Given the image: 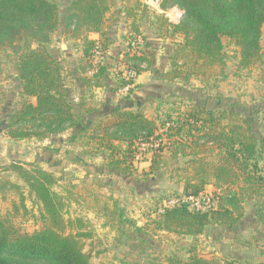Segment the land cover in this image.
<instances>
[{"label": "trees", "instance_id": "1", "mask_svg": "<svg viewBox=\"0 0 264 264\" xmlns=\"http://www.w3.org/2000/svg\"><path fill=\"white\" fill-rule=\"evenodd\" d=\"M170 5L180 7L184 14L177 24H164L178 41L169 55L170 69L158 72V78L185 83L193 77L206 83L226 79L224 38L239 48L241 67L262 60L264 0H163L161 6ZM145 9L139 0H129L122 11L132 20L138 36ZM118 18L112 0H69L64 12L52 0H0V50L12 49L17 54L16 69L24 97L21 106L9 115L6 134L14 140L44 141L80 125L77 140L81 156L104 154V164L111 172L127 176H150L175 159L189 157L184 167L185 195H198L212 184L229 196L220 200L217 208L207 211L192 210L187 204L166 207L161 213L154 210L152 223L156 232L173 233L186 240L187 236L192 237L187 240L189 258H170V264H264L205 258L196 248L197 238L209 226L236 229L243 220L244 202L254 200L264 220V174L259 164L264 137L254 132L251 121L240 110L172 103L163 113L165 118L157 123L138 104L115 107L110 113L83 123L86 117L101 111L98 89L110 87L109 67L96 62V56L111 47L110 29ZM59 29L65 36L83 41L82 55L74 69L78 77L70 80L49 49L52 35ZM91 33L99 34V38H91ZM122 54L129 69L138 75L153 68V60L147 55L131 50ZM74 80L82 91L77 103L72 99ZM118 82L119 86L135 84L125 78ZM153 139L159 143L153 149L150 166L139 172L135 165L138 147L151 144ZM75 162L83 159L78 157ZM9 169L29 187L40 204L45 224L41 230L28 233L0 216V264H94L90 253L84 251L83 239L92 236L86 221L80 217L66 219L64 211L74 203L107 220L123 216L112 209L108 196L85 178L59 192L55 189L57 177L40 166L27 169L13 163ZM7 187L15 189L24 202L21 185L6 182L0 192ZM24 209L27 210L25 205ZM108 224L106 221L104 226Z\"/></svg>", "mask_w": 264, "mask_h": 264}, {"label": "rangeland", "instance_id": "2", "mask_svg": "<svg viewBox=\"0 0 264 264\" xmlns=\"http://www.w3.org/2000/svg\"><path fill=\"white\" fill-rule=\"evenodd\" d=\"M52 1L59 5L62 12L69 4V0ZM128 1L112 0L119 16L110 29V35L115 39L109 48L110 53L96 56L97 62L108 65L109 79L112 81L111 87L105 92H98L104 101L102 111L108 113L118 106L139 104L149 118L160 123L165 118L164 111L172 103L202 104L212 109L234 107L251 121L254 132L264 137V27L261 38L262 60L249 67L240 66L239 48L224 38L226 79L218 78L208 83L198 77H193L188 83L163 80L157 77L158 72L170 69L169 55L178 41L177 36L171 35L164 27L165 23L177 24L168 16L175 6L162 8L163 0H159L157 6L153 5L152 0H139L146 9L140 23L141 35L138 36L132 27V20H128L122 13ZM134 40L135 44L131 42ZM82 48V39L65 36L61 29L52 35L49 49L60 61L67 80L78 77L74 69L82 55ZM128 50L149 56L153 60V68L138 75L135 84H130L129 90H125V86H119L118 80L125 78L127 71L121 70L118 62L120 54ZM17 60L14 50H0V186L6 182L21 185L25 200L23 204L15 189L5 188L0 192V216L7 217L23 232L33 233L44 227L40 204L30 194L23 179L9 169L13 163H19L27 169L40 166L57 177V191L65 192L71 183H78L85 178L96 190L108 196L112 209H117L118 214L123 213L121 217L107 220L94 210L74 203L64 211L66 219L80 217L86 221L87 231H91L92 236L83 239L84 251L90 253L94 264H123L127 261L170 264V258L187 260L190 256L187 240L173 233L156 232L152 219L156 217L154 210L161 207L164 201L185 195L184 167L189 157H180L163 165L156 174L135 177L111 172L104 164V154L81 156L77 140L80 125L63 135L54 136L53 141L11 139L5 132V126L10 113L19 107L23 99L16 69ZM72 83V99L77 103L82 91L75 84L77 81ZM128 95L131 96L130 100H126ZM94 119L95 114L90 115L83 123L88 124ZM153 141L145 146L141 159L136 162L138 171L148 170V164L144 166L141 163L148 162L153 149L158 147L159 140ZM78 157L83 162H75ZM259 162L263 167V157ZM206 192L214 196L217 206L220 200L229 196L228 193L210 187H207ZM257 207L254 201L244 202L241 205L243 220L234 230L209 226L197 238V253L205 258L224 261H264V220L261 214L257 215ZM106 221L110 223L108 226H104ZM243 241L248 243L243 244Z\"/></svg>", "mask_w": 264, "mask_h": 264}, {"label": "built area", "instance_id": "3", "mask_svg": "<svg viewBox=\"0 0 264 264\" xmlns=\"http://www.w3.org/2000/svg\"><path fill=\"white\" fill-rule=\"evenodd\" d=\"M153 5L157 6L160 4L159 0H152ZM169 12L171 9L168 10ZM168 15V14H167ZM169 18L172 22L178 23L182 16H183V10L178 7H172L171 13H169ZM133 44H135V41H132ZM99 52H97L98 54ZM97 62V60H96ZM118 67L121 70L127 71V76L125 75V79L127 80H133L135 81V78L138 77V74L135 70L129 69V66L124 60L123 54L120 55V61L118 62ZM130 84L125 85V90H129ZM146 143H142L138 147V152L136 155V161L141 159L142 151L145 149ZM178 204H187L192 210L197 211H207L211 209L217 208V204L215 201V198L212 194L207 193L206 191L199 193L198 195H183L182 197H176L169 199L168 201H164L163 205L158 208V213L163 212L164 208L166 207H173Z\"/></svg>", "mask_w": 264, "mask_h": 264}, {"label": "crops", "instance_id": "4", "mask_svg": "<svg viewBox=\"0 0 264 264\" xmlns=\"http://www.w3.org/2000/svg\"><path fill=\"white\" fill-rule=\"evenodd\" d=\"M90 37H91V38H94V39H98V38H99V34H97V33H91V34H90ZM114 39H115V38H113V37L111 36V40H114ZM112 42H113V41H112ZM110 48H111V47H110ZM110 51H111V50L109 49V50H108V53H110ZM120 55H122V54H120ZM147 71H150V70H147ZM147 71H144V72H147ZM142 73H143V72H142ZM74 81H75V80H74ZM178 81H179V80H178ZM109 82H110V87H111V83H112L111 79H109ZM180 82H182V81H180ZM100 91H101V92H105L106 90H105V89H98L97 93L100 92ZM20 94H21V91H20ZM81 95H82V94H81ZM81 95H80V97H81ZM112 96L115 97V95H112ZM21 97L23 98V99L21 100V102H22V101L24 100V97H23V96H21ZM98 98H99V100L101 101V111L98 112V113H95V119H96L99 115H106V114L110 113V112L113 110V109H112L110 112H108V113H107V112L104 113V112L102 111V108H104V106H103V105H104V104H103L104 101H103V99H101V97L99 96V94H98ZM130 99H131V96L128 95V96L126 97V100H130ZM78 100H80V98H79ZM107 100H108V98H107ZM102 101H103V102H102ZM21 102H20L19 107L21 106ZM19 107H18V108H19ZM92 116H93V115H92ZM95 119H94V120H95ZM71 129H72V128H71ZM69 130H70V129H69ZM67 131H68V130H67ZM67 131H66V132H67ZM64 133H65V132H64ZM64 133H63V134H64ZM63 134H59V135H63ZM54 136H58V135H54ZM54 136H52V137L49 138V139H50L51 141H53V140H54ZM49 139H46V140H44L43 142L49 141ZM34 140H35V139H34ZM35 141H38V140H35ZM262 155L264 156V153H263ZM263 156H261V158H262ZM261 158H260V159H261ZM260 159H259V160H260ZM103 160H104V159H103ZM263 160H264V159H263ZM136 162H137V161H135V165L138 166V164H137ZM150 163H151V158H150V160H149L148 162L146 161V162L141 163V164L144 165V166L148 164V168H149ZM259 164H260V162H259ZM260 166H261V164H260ZM261 167H262V166H261ZM139 172H141V171L139 170ZM262 173L264 174V166L262 167ZM122 175H123V174H122ZM207 187L214 188L215 190H218L217 187H215V186L212 185V184L207 185V186H206V190H207ZM206 190H205V191H206ZM252 201H254V200H252ZM254 202H255V201H254ZM257 215L260 216V214H258V212H257ZM260 217H261V216H260ZM261 218H262V217H261ZM262 220H263V219H262ZM260 221H261V219H260Z\"/></svg>", "mask_w": 264, "mask_h": 264}, {"label": "water", "instance_id": "5", "mask_svg": "<svg viewBox=\"0 0 264 264\" xmlns=\"http://www.w3.org/2000/svg\"><path fill=\"white\" fill-rule=\"evenodd\" d=\"M192 239V237L191 236H187V240H191Z\"/></svg>", "mask_w": 264, "mask_h": 264}]
</instances>
